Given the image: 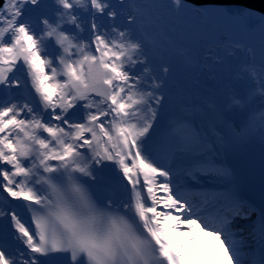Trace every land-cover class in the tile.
<instances>
[{
    "label": "snow or ice",
    "instance_id": "snow-or-ice-1",
    "mask_svg": "<svg viewBox=\"0 0 264 264\" xmlns=\"http://www.w3.org/2000/svg\"><path fill=\"white\" fill-rule=\"evenodd\" d=\"M56 3L55 18L42 17L37 34L28 13L41 8L43 0L0 2V86L18 85L9 73L22 61L40 105L0 103V191L23 201H0V222L10 223L15 232L9 235L22 245L9 253L0 244V264H45L41 258L51 253L69 254L71 264H186L187 249L196 242H180L183 231H193L182 229L189 224L220 239L233 264H244L243 241L231 231L241 207L235 195L201 193V201L193 200L179 187L173 190L171 169L162 163L190 157L198 172L225 175L224 168L200 154L203 138L187 116L177 136L151 135L172 71L167 53L150 58L147 45L126 27L98 23L96 13L118 18L110 0ZM119 3L131 10L127 22L135 23L136 0ZM78 9L91 13L87 37L81 35L85 28ZM65 25L73 26L71 35ZM45 40L59 46L57 58H42ZM242 47H225V55L209 50L202 64L215 71ZM157 61L163 62L157 67ZM244 72L258 80L264 95V63L258 74L249 65L238 77L243 79ZM179 103L193 116L205 110L194 95L182 96ZM245 106L244 97L233 96L227 107ZM257 132L264 134V112L250 118L237 140ZM103 161L113 162L131 185L129 199L98 193L96 172ZM208 204L219 205L215 215L207 213ZM261 220L253 264H264V213Z\"/></svg>",
    "mask_w": 264,
    "mask_h": 264
},
{
    "label": "bare ground",
    "instance_id": "bare-ground-1",
    "mask_svg": "<svg viewBox=\"0 0 264 264\" xmlns=\"http://www.w3.org/2000/svg\"><path fill=\"white\" fill-rule=\"evenodd\" d=\"M199 8L205 11L210 19L207 23V36L195 49V70L187 73L185 77L187 80L186 87L184 84L179 86L180 83H178L177 88L174 87L173 90H169V93L165 94L167 99L162 101L163 106L159 109L158 114L163 119L164 128L157 132L156 137L159 139L165 134L177 136L183 127L184 117L187 116L188 122L191 123L193 121L194 123L192 130L198 132L205 142L206 147L201 149L200 154L204 160L210 162L213 157L212 155L214 153L217 154V147L220 146V143L224 142L223 137L225 136L224 129L226 124L233 121L235 124L245 127L250 118L255 116L256 98H258L255 96L261 94L260 87L257 82H254L253 77L248 72L243 73V79L239 78L238 74L242 72L245 66L249 65L256 70L253 75L258 74L260 71L261 65L253 63L251 57H249L252 55L249 49L264 40V15L240 6H217L216 4L213 6L204 4L199 5ZM123 20L127 21L126 18ZM250 22L252 25H247ZM147 40L150 44L153 43L150 36H148ZM237 44L243 47L235 49V55L228 57L226 63L218 65L215 71H209L203 66L202 61L210 54L209 50H211V54L213 55L217 52L220 55H225V47H232ZM198 62H201L199 66ZM30 87L31 91H33V98L31 101H28V104L32 107H38L40 106L39 96L35 92L34 87L31 85ZM192 95L196 96L205 105V110L203 112L198 110L194 116L190 112H185L179 103V99L182 96ZM233 96L244 97L246 106L244 108L232 107L229 109L227 106L231 103ZM260 97L264 98V95L261 94ZM168 105L171 106L169 107ZM171 109L174 110L171 111ZM57 111L59 110L57 109ZM69 111L75 110L70 109ZM20 118H23V114ZM155 129L156 126L154 125V130L151 133L152 136H154ZM44 135L47 134L45 133ZM85 135L90 138V134L86 133ZM255 136L264 142V134L257 132ZM81 151H86V149H81ZM213 158H216V155ZM171 163L177 168L181 165L187 166V164H191L192 162L190 157L171 159L167 164L170 169H172ZM193 164L195 165L196 163ZM103 165H107V167ZM182 168L186 167H180V169ZM98 169L95 184L101 187H111L118 198L123 200L129 199L131 185H128L127 180L123 178L122 172L113 162L103 161L102 165L98 166ZM173 170L176 171L174 168ZM214 177L217 178V176ZM0 180H2V177H0ZM222 190V187L221 189L218 187L215 192L222 193ZM157 195L162 196L164 194L157 192ZM5 199L14 204H18L19 202L13 201L11 197L7 196V193L0 191V201ZM193 200L201 201L202 197H193ZM205 207L208 214L212 213L215 215L219 205L213 207L212 204H208ZM174 214L180 215L178 212ZM248 215V211L240 209L238 216L233 215L231 223V231H234L236 234L235 239L242 240L243 246L247 242V232L242 229L241 223L246 221L249 217ZM184 227L186 229L192 228L193 231L190 233L183 231L180 242L183 243L185 240L192 239L196 241L187 249L186 264H233V261L227 259L225 247L221 246L217 239H214L217 238L216 236L201 233L194 225L189 224L184 225ZM10 231L15 232L10 223L0 222V244H3L9 253H14L17 247H22V245L9 235ZM41 259L43 260V258Z\"/></svg>",
    "mask_w": 264,
    "mask_h": 264
},
{
    "label": "rangeland",
    "instance_id": "rangeland-1",
    "mask_svg": "<svg viewBox=\"0 0 264 264\" xmlns=\"http://www.w3.org/2000/svg\"><path fill=\"white\" fill-rule=\"evenodd\" d=\"M110 3L115 7L116 11L120 13L125 12L123 8L124 5H121L118 0H110ZM136 3L141 7L142 11V14L138 16L139 19L141 18L142 20V29L144 28L148 34L153 35L156 44H159V47L154 46L152 49H148L150 58L158 51H165L169 62L172 64V71L168 84L163 90L164 98L162 101H165L167 99L165 94L169 93V90H173L174 87L177 88L178 83H180L179 86L185 85L187 73H191L195 70V49L207 36V23L210 19L205 11L187 2H183L182 0L179 6L175 4V0H136ZM59 7L56 0H43V6L41 8L37 9L33 7V10L28 13L37 34H39L43 28L42 23H40L41 18L44 16H47L49 19L55 18L56 9ZM92 11L95 12V10ZM78 12L83 22L82 26L85 28V31L82 32L81 35L87 37V27L88 22L91 21V13L84 12L82 9H78ZM96 16L97 22L105 27L114 23L111 17H103L99 13H96ZM65 27L68 29L66 34L71 35L73 26L65 25ZM126 28L135 39H138L135 33L137 32L138 35L140 34L139 40H143V42L147 44L144 40L147 36L144 33L142 34L140 30V33L138 32L136 23H131L130 26L128 25ZM130 30L135 32L132 33ZM4 39L7 41L9 37L5 36ZM59 54V46L56 45L53 40L44 41L41 46L42 58L55 59ZM251 54L252 55L249 57H251L253 63L258 65L264 63V40L252 46ZM189 61H191V63H189ZM56 62L58 63V60ZM162 62L163 61H157L156 66L158 67L159 63ZM9 76L13 81H17L18 85L10 88L0 86V103H17L20 105L29 103L28 101H31L33 98V91H31L30 85H33L28 69L22 61L16 64L13 72L9 73ZM260 95L257 94V96H255L258 97L256 98L257 104L255 112L259 111L264 104V99L260 97ZM172 110L174 109H171V111ZM258 117L259 116H257V119ZM154 125L156 129L153 137L158 139V137H156L157 132L164 128V122L160 115H158L157 122ZM162 163H166V161H162ZM172 211L174 214L175 210ZM181 227L182 229H186L184 225Z\"/></svg>",
    "mask_w": 264,
    "mask_h": 264
},
{
    "label": "water",
    "instance_id": "water-1",
    "mask_svg": "<svg viewBox=\"0 0 264 264\" xmlns=\"http://www.w3.org/2000/svg\"><path fill=\"white\" fill-rule=\"evenodd\" d=\"M192 6L199 8V5H221V6H240L258 14L264 15V0H182ZM2 2V0H0Z\"/></svg>",
    "mask_w": 264,
    "mask_h": 264
}]
</instances>
